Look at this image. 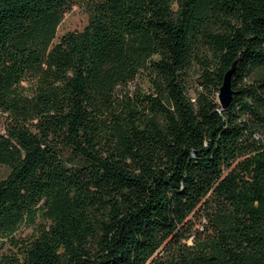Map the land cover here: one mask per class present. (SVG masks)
<instances>
[{"label": "trees", "instance_id": "1", "mask_svg": "<svg viewBox=\"0 0 264 264\" xmlns=\"http://www.w3.org/2000/svg\"><path fill=\"white\" fill-rule=\"evenodd\" d=\"M74 1L0 0V264H264V0Z\"/></svg>", "mask_w": 264, "mask_h": 264}, {"label": "rangeland", "instance_id": "2", "mask_svg": "<svg viewBox=\"0 0 264 264\" xmlns=\"http://www.w3.org/2000/svg\"><path fill=\"white\" fill-rule=\"evenodd\" d=\"M87 22V12L85 9L82 0H75L73 4L70 5V8L65 11L60 19L58 25L55 29V35L53 41L56 40L58 35L66 30H73V29H80L83 25ZM129 88L132 89L135 86L146 89L149 85L147 79L143 75H138L132 82L128 84ZM200 88V85L197 82L196 75L192 74L188 81H187V94L192 98L195 96L196 90ZM216 97V94H215ZM217 99V97H216ZM2 122H3V115L0 114V130H2ZM67 152H63V156H66ZM8 167L0 163V178L7 172ZM205 222V218L196 217L195 226L202 229V224ZM31 228L29 226H21L17 230V235L23 236L29 233ZM188 241L190 242L191 239L189 238ZM7 245H0V254L7 252ZM161 255H164V251H160ZM158 256V255H157ZM160 257V255L158 256Z\"/></svg>", "mask_w": 264, "mask_h": 264}, {"label": "water", "instance_id": "3", "mask_svg": "<svg viewBox=\"0 0 264 264\" xmlns=\"http://www.w3.org/2000/svg\"><path fill=\"white\" fill-rule=\"evenodd\" d=\"M234 66L235 60L232 61L231 66L224 72L222 82L218 88L217 100L220 108L226 106L232 97L233 89L230 86V77Z\"/></svg>", "mask_w": 264, "mask_h": 264}]
</instances>
